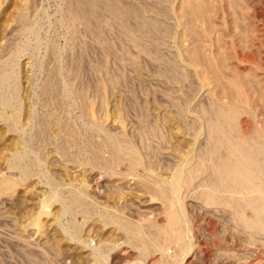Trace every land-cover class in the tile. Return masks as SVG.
Returning <instances> with one entry per match:
<instances>
[{"label":"rangeland","instance_id":"1","mask_svg":"<svg viewBox=\"0 0 264 264\" xmlns=\"http://www.w3.org/2000/svg\"><path fill=\"white\" fill-rule=\"evenodd\" d=\"M70 1L0 0V75L5 74L6 77V79L2 77L4 78L2 81L5 82L0 81V263L2 264H33L36 260L34 264H41L43 257L29 255L25 252L27 248H23L22 244L30 240L46 246L47 256L52 259L49 260L51 264H54L52 261L56 260L54 256L55 258L60 257L58 261L65 260L64 256L73 255L78 250L76 239H85L86 236L94 234L103 224L105 228L104 222L112 216V211L109 212V210H115L118 206L123 211L112 213L129 217L135 212V215L129 218H138L136 211L132 209L131 211L126 207L132 204L130 201L136 204L146 203L151 208L157 205V201H154L157 200L155 189L150 188L144 179L154 181L160 174L165 175L166 173V177L170 175L171 171L168 167L172 160L168 159L169 149L176 147L175 154L185 157L189 152V144H192V136L170 102V96L173 93L171 87L174 84L168 85L158 76L159 64L153 60L157 52L155 46L152 45L154 49L151 47V55L147 58L137 47L142 42L141 45L148 43L147 38L138 32L136 27L138 22L127 18L130 29L125 31L122 21L113 19L116 17L114 13L106 10L104 12L106 14L102 15L99 21L100 27L106 26L103 29V35H99L95 30L94 32V28H81L83 25L77 27L76 33H73L69 30L70 24L66 18ZM115 2H118L116 4L121 8L127 9L130 6L139 8L144 0H115ZM165 3L163 7L168 6L169 14L167 13L164 22L174 28L175 35L177 17L172 9L173 11L178 10L182 6V0H166ZM146 17L156 20L152 13H147ZM166 18L169 20L167 21ZM108 22L112 23L110 29H107ZM174 35L170 40L168 39L164 54L167 58L171 57L170 54H174L172 56L180 54V59H182L180 67L185 70L186 74L188 72L187 76H189L186 81H179L175 84L179 89L177 90L179 93H176L179 97L176 96L180 99L179 103L188 104L187 123L192 124L193 121L201 123L202 119L195 108L198 104L205 103L204 98L208 95L209 88L202 87V83L196 76L197 70L187 65L185 46H182ZM119 55L124 56L119 57ZM190 75L193 77L190 78ZM192 78L194 82L190 83L189 79L192 80ZM53 82H57V86L53 88L54 90L48 89L47 87ZM99 83H102L103 87ZM182 86L185 87L182 88ZM188 93H191L189 101L193 100L190 103L187 102ZM193 93H195L194 96ZM167 97H170L169 100ZM142 120H145L149 126L157 124L161 126L163 133L168 137V142L162 144L166 151L164 149L163 153L159 152V145L155 142L152 145L154 151L150 159V157L147 158L146 151L142 149V144L135 141V146L139 149V154L136 156L137 164L130 166L128 159L124 158L120 161L124 165L118 162L119 168L116 164L112 171L120 175L108 170L109 173L114 174L111 179L109 173L107 175V168L89 163V157L95 149L89 145L87 134L93 133L97 141H101L104 135L113 139L117 138L115 140L118 141V133L123 132L124 129L129 139L132 140L134 138L132 132L140 129ZM63 121L69 122L75 128L79 135L78 139L72 140L69 137L67 139ZM200 123L199 125L202 124ZM166 124L167 127H165ZM107 154L106 152L105 156ZM20 155L25 157L27 164L32 168L29 174L22 173L21 168L15 164ZM128 169L132 172L130 173ZM100 174L104 175L100 179L101 182L98 177ZM95 178L99 182L94 181ZM135 180L139 182V185H136L137 188L135 184L138 183ZM143 182L146 185L140 184ZM116 186H122L123 189ZM118 189L123 191L119 192ZM133 189L134 194H132ZM75 192L85 200L79 203L80 206L73 201L74 204L70 203L71 199L76 196ZM118 192L121 194L123 192L122 195L120 194L121 197ZM151 193L152 195L155 193L154 200L150 197ZM128 202L130 203L127 204ZM81 204H84V207ZM99 209L102 210L98 214ZM104 216L107 219L104 220ZM73 237L74 241H72ZM31 257L35 260L33 261ZM69 260L70 264L74 263V259L69 258Z\"/></svg>","mask_w":264,"mask_h":264},{"label":"bare ground","instance_id":"2","mask_svg":"<svg viewBox=\"0 0 264 264\" xmlns=\"http://www.w3.org/2000/svg\"><path fill=\"white\" fill-rule=\"evenodd\" d=\"M165 2L166 0H144L139 8L133 5L134 7L130 6L127 9L121 8L115 0H71L68 4L66 18L70 24L69 30L73 33L77 27L83 25L81 28H94L93 31L103 35V29L106 26L104 23L105 27H100L99 21L100 17L102 18V15L106 14L104 13L106 10L114 13L116 17L113 19L122 21L123 24H121L125 31L130 29L127 18L135 19L138 22L136 26L138 32L147 38L148 43L141 45L142 42L140 45L137 44V47L147 58L151 55L152 45L155 46L157 52H155L153 60L159 64L158 76L164 83L174 84L171 87L172 91L170 90L173 92L170 102L173 105L172 108H176L179 119L185 123L186 129L192 136V144H189V152L188 155L185 154V157L183 154V157L180 154H175L176 147L169 149L168 159L172 160L170 166L168 164L170 175L166 177V173H164L165 175L160 174L154 181L151 179V182L149 179H144L150 188L155 189L157 200L153 199L155 193L153 195L151 193L153 197L150 196L151 199L157 201L155 207L151 208L146 203L136 201L138 202L136 204L130 201L132 204L126 207L136 211L138 218H129L133 214L135 215V212L132 216L131 212L129 217L121 216L115 214L122 210L116 206L115 210H109V212L115 213L111 212V218L108 217L109 219L104 222L107 230L103 224V227L97 228L94 234L86 236L85 239H76L78 246V248L75 246L78 249L74 250L76 253L68 254L67 256H70L68 258L64 256L66 259H61V261H58L60 257L55 258L54 256V259L57 260L52 261L54 264H70L69 258L74 259L73 264H264V0H182V6L178 10L173 11L172 9L177 17V21L175 20L177 26L174 25V27L176 26V39L182 46H185L187 65L189 68L191 66L197 70H195L196 76L202 83V87L209 88V93L204 98L205 103L201 102L203 104H198L195 108L202 119V124L198 121L201 125L195 121L192 124L187 123L188 104L179 103L180 99L176 94L179 93L177 92L179 89L175 84L179 81L184 82L189 77L187 76L188 72L186 74L185 70L180 67V60H182L180 54L178 56L170 54V58L164 54L168 39L170 40L174 35V28L164 22L168 13V6H165L166 9L163 7ZM168 9L171 10V8ZM147 13H152L156 20H151V17L148 19ZM168 18H166L167 21ZM109 22L108 25L106 24L107 29H110L112 25ZM118 22L120 23V21ZM24 26L27 28L26 25ZM123 56L119 55V57ZM185 66L183 67L185 68ZM189 72L192 73V71ZM3 76L0 77V81L4 79ZM191 77L193 76L190 75ZM115 81L118 82V80ZM189 81L190 83L194 82L193 78ZM99 84L102 86V83ZM198 84L200 85V83ZM55 86H57V82L51 83L47 88L53 89ZM184 87L182 86V88ZM192 90L194 91V89ZM184 93L186 94V92ZM188 94L187 102L190 103L191 93ZM170 97H167L168 100ZM160 99L163 100L161 97ZM166 112L164 111V113ZM63 123L67 139L68 137L72 140L78 139L79 135L75 128L69 122L63 121ZM147 124L145 120H142L141 126L139 125L140 129H137V132H132L134 137L132 140L129 139L127 131L125 132L124 129L123 132H120L121 134L118 133V141H116L117 138L115 140L109 136L106 137V135L101 141H97L93 133L87 134L89 145L95 149H92L89 163L94 166L101 165L111 172L116 167L115 165L117 164L118 167V162L123 161L124 158L128 159L130 166L136 165L139 149L138 146H135V141L142 144L147 158L151 159L154 151L152 145L155 142L159 145V152L163 153L165 148L162 144L164 145L168 137L157 123L154 126ZM98 126L100 127V125ZM183 129L185 128L183 127ZM89 131L93 132V130ZM172 135H170L171 139ZM106 152L108 154L105 156ZM164 160L166 161L165 158ZM170 160L169 162H171ZM15 164L21 168L25 175L31 172L32 168L27 164L24 156H18ZM120 165H124V163ZM110 171L107 172V175ZM99 172H97L98 175ZM129 172L132 171L129 170ZM110 174L111 179L114 174ZM104 175L100 174L99 180ZM117 175L120 174L117 173ZM97 179L94 181L99 182ZM141 179L143 180V178ZM141 179L139 180L142 181ZM136 182L138 184L135 186L139 185V182ZM145 182L140 184L143 185ZM120 187L123 189L122 186ZM118 190L119 192L123 191ZM128 190L130 189L128 188ZM128 190L126 189L127 193ZM148 190L152 189L148 188ZM133 192L134 189L132 194H134ZM72 199L70 203L73 201L79 204L85 201L77 193ZM101 200L104 204L103 199ZM81 205L84 207V204ZM106 205L108 206V204ZM100 210L102 209H99L98 214ZM105 216L104 220L107 219ZM74 240L75 238L72 241ZM22 245L23 248H27H25V252H28L29 255L43 257L41 264H51L49 260L52 259L47 256L46 246L39 245L35 240L25 241ZM170 248L172 249L169 252ZM31 258L33 259V257Z\"/></svg>","mask_w":264,"mask_h":264}]
</instances>
